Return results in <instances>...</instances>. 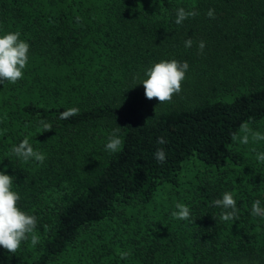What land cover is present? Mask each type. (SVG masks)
Wrapping results in <instances>:
<instances>
[{
	"label": "trees",
	"instance_id": "obj_1",
	"mask_svg": "<svg viewBox=\"0 0 264 264\" xmlns=\"http://www.w3.org/2000/svg\"><path fill=\"white\" fill-rule=\"evenodd\" d=\"M181 7L198 15L177 25ZM9 32L30 50L23 77L0 84V171L37 224L14 254L0 246V264H264V216L252 214L264 140L239 139L244 123L264 134V0H0ZM162 60L188 63L198 97H145L141 79ZM25 138L43 163L12 151ZM189 164L206 171L183 180ZM225 192L234 221L214 206ZM177 203L191 219L172 216Z\"/></svg>",
	"mask_w": 264,
	"mask_h": 264
},
{
	"label": "clouds",
	"instance_id": "obj_2",
	"mask_svg": "<svg viewBox=\"0 0 264 264\" xmlns=\"http://www.w3.org/2000/svg\"><path fill=\"white\" fill-rule=\"evenodd\" d=\"M198 13L194 10L186 11L184 8H178L176 12L177 25L183 23L188 17H195ZM209 18H215L214 9H209L207 13ZM19 32H9L0 37V84L5 81L15 83L23 77V69L28 63V53L30 45L24 40L19 39ZM193 40L188 38L185 40V47H192ZM200 50L205 47V42H199ZM189 68L188 63H183L177 60L160 61L155 63L146 72L147 78L141 83L145 89V97L148 100L155 98L159 103L171 102L174 94H179L182 90L181 82L186 79V73ZM80 113V109L73 107L60 113V119H69ZM43 130L50 131L52 125L48 122L41 121ZM241 130L244 133L240 137V143H249V134L253 140H264V134L252 132L247 123L241 125ZM118 130H114L110 135L105 149L110 152H118L122 150L123 139L116 134ZM238 137L233 134V139ZM158 144H165L164 137L157 139ZM12 151L18 157H22L25 161L30 158L43 163L46 159L45 155L34 151L32 145L27 138L23 139L18 145L14 146ZM166 153L163 149H157L155 158L158 162L163 163L166 160ZM258 161L264 162V153H257ZM13 185V176L0 171V246L10 253H15L20 248L22 241L29 238V234L34 232L37 224V218L34 215L26 214L17 206V201L20 199L18 193L11 190ZM237 201L234 199L231 192L223 193L222 198L214 201V206L221 207L225 211L221 213L220 219L223 221L238 219ZM172 216L180 220L191 219V212L188 206L177 203ZM252 214L255 216H264V207H261V202L256 200L252 204ZM31 243L33 245L39 243V237L35 234L31 235ZM121 259H126L129 255L127 252L119 253Z\"/></svg>",
	"mask_w": 264,
	"mask_h": 264
},
{
	"label": "rangeland",
	"instance_id": "obj_3",
	"mask_svg": "<svg viewBox=\"0 0 264 264\" xmlns=\"http://www.w3.org/2000/svg\"><path fill=\"white\" fill-rule=\"evenodd\" d=\"M146 78L147 77L142 78L141 82ZM197 84H198L197 81H195V79H193L192 76H190V75L186 76V79L181 82V87H182L181 92L179 94H174L173 97L178 96L184 100L193 99L194 97H198L197 95H195L196 90H197ZM198 169L200 170V172L206 171L201 166L189 164L188 168H186L184 171V179L183 180L192 179L195 176ZM58 195L59 194L57 192H54L52 196H58ZM158 196H167V195L164 194V192H160L158 194ZM159 201H160V198H158V202Z\"/></svg>",
	"mask_w": 264,
	"mask_h": 264
}]
</instances>
